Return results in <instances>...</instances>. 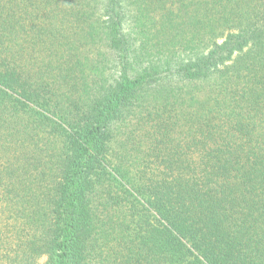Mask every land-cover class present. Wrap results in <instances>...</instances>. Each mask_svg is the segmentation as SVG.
<instances>
[{
  "label": "trees",
  "instance_id": "1",
  "mask_svg": "<svg viewBox=\"0 0 264 264\" xmlns=\"http://www.w3.org/2000/svg\"><path fill=\"white\" fill-rule=\"evenodd\" d=\"M4 195L0 264H264V0H0Z\"/></svg>",
  "mask_w": 264,
  "mask_h": 264
},
{
  "label": "rangeland",
  "instance_id": "2",
  "mask_svg": "<svg viewBox=\"0 0 264 264\" xmlns=\"http://www.w3.org/2000/svg\"><path fill=\"white\" fill-rule=\"evenodd\" d=\"M67 10L69 11V8H67ZM25 21H28V20H25ZM237 24H238L237 22H232V23L228 24V26H226V28H225V33H227V31L230 30V29L236 31L237 26L235 27V25H237ZM18 25L21 26V28L26 29L29 24L23 27L22 23L20 21V22H18ZM150 28L152 30L155 29V28H152V27H150ZM34 29H36V28L34 27ZM83 30H84V27H83V24L81 23V32H84ZM80 35H81V33L78 36H80ZM39 36L41 37V39L45 38V35L40 33V32H39ZM27 39H30L29 35H27ZM220 39L221 38H219L218 40L220 41ZM27 44L28 43L26 42V43L23 44V46L26 47ZM67 53L63 57L65 62H69V56H68ZM237 54H238L237 51L233 52V57L237 56ZM35 56H37L39 58L40 57V52L36 50V51H34L33 53L30 54V57H33L34 60H35ZM129 61L132 64L133 61H135V59H132V60H129ZM228 62L230 63L231 61H228ZM90 66L92 67L94 65H90ZM136 67H137V62L133 63L131 66H129L130 69H134ZM50 68L51 67H46L45 69H50ZM53 69H64V67H61V68L54 67ZM119 69L121 70V67ZM4 197H5V195L0 197V229L3 230V231H9L11 229V226L16 224L18 226V233L20 235L19 237L21 238V242H22V243H20L18 245L20 247H23L25 238H28L30 236V233L25 236V234L29 231V228L26 225L21 224L22 222H21V218L20 217L22 216V214L18 213L21 216L17 217L16 216V212H15V213H13V215L11 217H9L11 212L8 211L9 207L5 206L7 199L5 200ZM2 203H3V205H2ZM15 205H16V208L22 207V206H24V207L26 206V204H23L22 201L19 200V199L15 200ZM14 215L16 217V220L14 218ZM48 225H50V224H48L47 222H44V226H39L38 228H36V230H35V238H37V240H36L35 244L31 245V242H27V244H28L27 248L31 247L30 248L31 251L30 250H28V251L26 250V254H25V256H23V251H22L23 249L20 250L22 252V257H24V264H43L44 262H46L48 260V258H49L48 257V253L45 251L46 246H47L46 245V241L49 239V236H50ZM3 262H6V260H4Z\"/></svg>",
  "mask_w": 264,
  "mask_h": 264
}]
</instances>
